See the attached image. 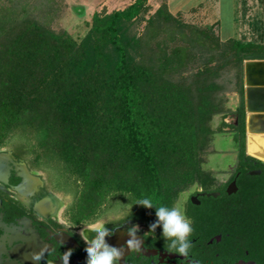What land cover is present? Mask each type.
Listing matches in <instances>:
<instances>
[{
  "label": "trees",
  "instance_id": "trees-1",
  "mask_svg": "<svg viewBox=\"0 0 264 264\" xmlns=\"http://www.w3.org/2000/svg\"><path fill=\"white\" fill-rule=\"evenodd\" d=\"M147 1L133 0L94 19L78 41L36 23L19 0L0 7V147L10 137L32 168L49 173L55 191L72 194L66 214L73 224L95 219L109 196H125L142 209L139 215L157 219L155 206L171 208L194 184L218 193L200 198V209L192 212L199 222L261 221L264 163L244 152L242 64L246 55L264 54V46L220 42L213 24L208 31L186 27L192 43L208 51L205 67L188 83L170 82L188 47L169 54L144 43L140 59L131 62L120 34L123 23L145 12ZM171 16L162 3L149 26ZM230 66L237 68L238 99L225 110L220 72ZM229 115L235 125L226 124ZM219 131L231 132L236 162L218 184L205 169L204 154ZM254 170L259 174H248ZM232 180L236 192L226 194ZM143 198L154 206L136 204Z\"/></svg>",
  "mask_w": 264,
  "mask_h": 264
},
{
  "label": "flooded vegetation",
  "instance_id": "flooded-vegetation-1",
  "mask_svg": "<svg viewBox=\"0 0 264 264\" xmlns=\"http://www.w3.org/2000/svg\"><path fill=\"white\" fill-rule=\"evenodd\" d=\"M233 118L236 117L225 118L228 126L233 125ZM61 193L52 188L39 169L29 165L25 154L7 144L0 147V264H46V261L63 264L58 257L68 249L73 250L69 264H86V245L80 237L85 226L70 222L67 206L59 197ZM201 194H204L201 189H190L181 192L173 203L181 200L185 215L191 220L192 246L187 257L167 252L162 227H157L154 235L149 233L156 218L139 215L142 209L130 203L122 207L116 205V209L106 207V211H100L87 223L102 220L113 232L105 239L110 246L123 247V256L117 264H264V216L261 221L252 217L246 225L227 220L205 225L192 213L200 209ZM56 207L61 211L56 213ZM59 220H66L75 227L65 228ZM133 225L139 226L140 252H130L126 246L130 239L127 230ZM145 233L149 234L145 236ZM86 234L89 238L94 235ZM244 238L246 242L242 241ZM45 245L48 247L41 261L28 258L29 253L39 252Z\"/></svg>",
  "mask_w": 264,
  "mask_h": 264
},
{
  "label": "rangeland",
  "instance_id": "rangeland-1",
  "mask_svg": "<svg viewBox=\"0 0 264 264\" xmlns=\"http://www.w3.org/2000/svg\"><path fill=\"white\" fill-rule=\"evenodd\" d=\"M18 1V0H16ZM133 0H19L26 8V14L36 23L48 28L54 34H65L71 39L78 41L87 32L89 25L94 19H100L102 16L113 10H120L130 4ZM163 0H148L147 8L135 20L123 23L120 28V34L124 39L127 55L131 62L140 59V52L144 43L151 47H159L166 53L178 47H188L190 54L184 60L183 65L177 70L176 75L170 76V82H189L192 76L198 70L205 66L201 64L203 57L208 55V51L198 46V43L191 41L188 37L186 27L196 29H206L213 18H217L218 23H213L210 30L220 42L236 39L242 42H252L264 46V0H206L213 5L215 15H177L171 16L166 21L157 20L154 27L149 26L155 10L163 3ZM196 0H186L187 6L195 3ZM202 1V0H201ZM15 0H0V7L7 6ZM173 9V8H171ZM182 11V9H181ZM214 13V14H215ZM161 19V18H159ZM220 76L225 80L226 90L222 98L225 100V110H233L236 105L238 94L237 88V68L228 67L220 72ZM156 78V77H155ZM157 82L154 85L153 94L157 95ZM158 96V95H157ZM153 108V107H152ZM224 110V109H223ZM219 119V116L213 118L212 123ZM189 127V132H190ZM191 134L189 135V137ZM193 136V135H192ZM192 138V137H191ZM194 139H196L193 136ZM7 146L13 150L21 151L9 137L6 139ZM225 143L220 139L215 141L204 154L205 159H212L216 156V151L224 147ZM209 156V158H208ZM28 158V157H27ZM218 165H223L222 160H218ZM41 175L51 183L49 173L39 170ZM214 175V174H213ZM216 182L222 183L224 180L219 175H214ZM190 189H201L198 184L191 185L183 192ZM182 192V193H183ZM63 205L68 206L72 202L71 193H61ZM108 197V201L103 205L101 211H106L108 207L116 209V205L123 206L129 202ZM117 203V204H116ZM107 207V208H106Z\"/></svg>",
  "mask_w": 264,
  "mask_h": 264
},
{
  "label": "clouds",
  "instance_id": "clouds-1",
  "mask_svg": "<svg viewBox=\"0 0 264 264\" xmlns=\"http://www.w3.org/2000/svg\"><path fill=\"white\" fill-rule=\"evenodd\" d=\"M183 195V194H181ZM186 200L187 197H184ZM136 204L142 205L146 208H152L154 206L150 198H143ZM156 222L150 225V232L154 235L157 227H162V236L165 240V250L169 253H178L182 257H187L191 248V242L189 236L192 234L193 229L191 227V220L187 218L184 212L183 202L178 199L177 203L171 208L166 206L156 207ZM65 228L75 227L70 225L66 220H59ZM105 222L102 220H96L91 223H83L84 230L80 232V237L84 241L87 253L86 264H117V262L123 256V247L117 248L110 246L106 242V237L111 236L113 232L105 227ZM128 235L130 239L126 241V246L130 252H140L142 246V240L137 238V232L139 231L138 225H133L128 228ZM92 232L91 238L86 234ZM149 233H145L147 236ZM45 245L39 252H31L28 254V258L33 261L39 262L44 258ZM72 249H68L64 253H60L59 259L63 264H69V259L72 255ZM46 264H52L51 261H46Z\"/></svg>",
  "mask_w": 264,
  "mask_h": 264
},
{
  "label": "water",
  "instance_id": "water-1",
  "mask_svg": "<svg viewBox=\"0 0 264 264\" xmlns=\"http://www.w3.org/2000/svg\"><path fill=\"white\" fill-rule=\"evenodd\" d=\"M243 108H244V152L247 156L264 163V54L246 55L242 64ZM236 118L232 124L235 125ZM254 145L259 156L249 151ZM257 175L258 172H249ZM235 192L234 181L225 188L226 194ZM205 197H216L218 193L201 194Z\"/></svg>",
  "mask_w": 264,
  "mask_h": 264
},
{
  "label": "crops",
  "instance_id": "crops-1",
  "mask_svg": "<svg viewBox=\"0 0 264 264\" xmlns=\"http://www.w3.org/2000/svg\"><path fill=\"white\" fill-rule=\"evenodd\" d=\"M167 8V11L173 15H201V16H209L215 15L217 16L212 9L213 5H211L206 0H196L195 3L192 5H186V0H163L162 1ZM173 8V9H171ZM182 9V11H181ZM215 13V14H214ZM217 24V18H213L212 23L210 24ZM209 24V25H210ZM243 87V83H242ZM236 105H233L235 108ZM219 123V119L215 120L214 125ZM222 140L225 143L224 147H221L218 151H216V156L212 159H206L205 169L210 171L214 175H219L222 180H226L228 176L231 174L232 170L234 169L235 162H236V148L231 138V132L228 131H219L214 134L211 141V146L215 141ZM209 158V156H208ZM218 160L223 161V165L220 167L218 165Z\"/></svg>",
  "mask_w": 264,
  "mask_h": 264
},
{
  "label": "bare ground",
  "instance_id": "bare-ground-1",
  "mask_svg": "<svg viewBox=\"0 0 264 264\" xmlns=\"http://www.w3.org/2000/svg\"><path fill=\"white\" fill-rule=\"evenodd\" d=\"M250 144H251V143H250ZM249 151L258 154L259 156H262L261 153H259V152H257V151L255 150L253 144L249 145ZM52 205H53V204H52ZM46 206H48V205H46ZM53 206H54V205H53ZM56 208H58V209H56V210H57L56 213H58L60 209H59V207H56ZM60 211H61V210H60ZM58 216H59V215H58Z\"/></svg>",
  "mask_w": 264,
  "mask_h": 264
}]
</instances>
